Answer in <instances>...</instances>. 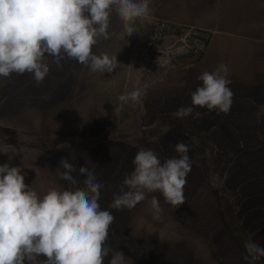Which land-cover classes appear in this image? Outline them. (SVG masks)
I'll list each match as a JSON object with an SVG mask.
<instances>
[{
    "label": "crops",
    "instance_id": "obj_1",
    "mask_svg": "<svg viewBox=\"0 0 264 264\" xmlns=\"http://www.w3.org/2000/svg\"><path fill=\"white\" fill-rule=\"evenodd\" d=\"M150 8L131 36L113 10L110 38L92 49L116 56L112 71L92 72L66 59L62 68L50 63L40 84L29 73L0 77V165L20 167L41 197L53 188L74 190L61 179L62 160L76 167L78 187L85 179L79 168L94 170L104 185L100 206L115 217L104 264L115 251L125 264H264V257L244 259L246 241L264 248V0H150ZM157 20L207 33L201 60L144 76L138 51ZM221 63L234 93L230 111L194 107L175 118L179 107L192 106L199 75ZM136 88L139 102L119 100ZM178 142L189 145L192 165L184 204L170 205L155 192L134 208H108L140 148L163 162L178 155ZM153 195L163 209L158 219Z\"/></svg>",
    "mask_w": 264,
    "mask_h": 264
},
{
    "label": "clouds",
    "instance_id": "obj_2",
    "mask_svg": "<svg viewBox=\"0 0 264 264\" xmlns=\"http://www.w3.org/2000/svg\"><path fill=\"white\" fill-rule=\"evenodd\" d=\"M113 10L129 36L136 32L135 21L152 11L150 0H0V77L29 73L40 84L50 72V63L62 68L66 59L92 72L112 71L116 56L96 55L92 49L100 39L110 38ZM228 71L221 63L214 71L201 73L202 85L191 94L192 106H181L172 115L183 119L194 107L228 113L234 97ZM140 99L139 88L119 97L125 103ZM174 151L177 156L162 162L154 150L140 148L132 161L133 171L108 208H134L155 192L170 205L184 204L183 189L192 167L190 147L178 142ZM61 163V179L74 190L53 188L42 197L25 183L20 167L0 165V264H104L109 257L112 250L106 242L115 217L100 206L104 185L94 170L80 167L79 175L85 179L78 187L72 175L76 167L66 160ZM150 203L158 219L163 210L159 198L153 195ZM244 246L245 260L264 257V248L253 240ZM125 260L121 251H115L109 264H125Z\"/></svg>",
    "mask_w": 264,
    "mask_h": 264
},
{
    "label": "built area",
    "instance_id": "obj_3",
    "mask_svg": "<svg viewBox=\"0 0 264 264\" xmlns=\"http://www.w3.org/2000/svg\"><path fill=\"white\" fill-rule=\"evenodd\" d=\"M209 40V35L202 30L174 27L165 20H157L145 34L139 48L138 69L150 77L156 72H167L182 60L198 62Z\"/></svg>",
    "mask_w": 264,
    "mask_h": 264
}]
</instances>
